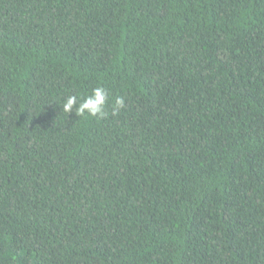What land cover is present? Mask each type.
Masks as SVG:
<instances>
[{"label":"trees","instance_id":"1","mask_svg":"<svg viewBox=\"0 0 264 264\" xmlns=\"http://www.w3.org/2000/svg\"><path fill=\"white\" fill-rule=\"evenodd\" d=\"M0 264H264V0H0Z\"/></svg>","mask_w":264,"mask_h":264},{"label":"clouds","instance_id":"2","mask_svg":"<svg viewBox=\"0 0 264 264\" xmlns=\"http://www.w3.org/2000/svg\"><path fill=\"white\" fill-rule=\"evenodd\" d=\"M109 97L107 91L103 87H96L91 94L79 98L76 95H68L62 103V108L65 113L74 112L76 116L82 118H95L97 120L107 117ZM125 99L116 97L112 103V115L119 114L121 109L125 108Z\"/></svg>","mask_w":264,"mask_h":264}]
</instances>
